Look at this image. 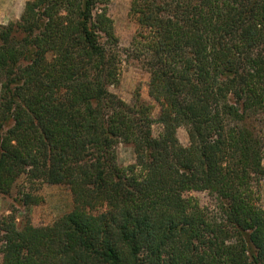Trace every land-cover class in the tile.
Returning <instances> with one entry per match:
<instances>
[{
  "label": "trees",
  "instance_id": "trees-1",
  "mask_svg": "<svg viewBox=\"0 0 264 264\" xmlns=\"http://www.w3.org/2000/svg\"><path fill=\"white\" fill-rule=\"evenodd\" d=\"M110 2L31 0L0 24V195L25 176L72 198L47 227L2 218V264H264V0H132L157 137L139 94L110 90ZM189 192L213 193L220 217Z\"/></svg>",
  "mask_w": 264,
  "mask_h": 264
},
{
  "label": "rangeland",
  "instance_id": "rangeland-1",
  "mask_svg": "<svg viewBox=\"0 0 264 264\" xmlns=\"http://www.w3.org/2000/svg\"><path fill=\"white\" fill-rule=\"evenodd\" d=\"M28 1L31 0H0V24L7 25L18 21ZM131 3L132 0H111L108 6V15L113 20L122 51L119 83L110 90L129 105L134 103L135 96L139 94L140 100L150 107L151 119L154 120L152 135L157 137L161 132L160 125L155 123L159 107L148 96L149 75L141 63L131 55L134 52L132 39L138 28L130 12ZM177 138L182 146H187L188 139L183 128L177 130ZM115 151L119 166L125 167L134 163L133 150L129 145L120 143ZM254 192L258 197V204L264 210V180L255 186ZM184 198L190 205L202 209L209 217H220L221 203L213 193L189 192L184 194ZM71 209L72 198L66 186L48 185L29 180L25 176L16 180L8 195H0V220L12 215L18 229L23 227L26 219L34 227H47ZM2 257L3 245L0 243V264Z\"/></svg>",
  "mask_w": 264,
  "mask_h": 264
}]
</instances>
